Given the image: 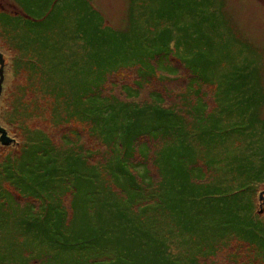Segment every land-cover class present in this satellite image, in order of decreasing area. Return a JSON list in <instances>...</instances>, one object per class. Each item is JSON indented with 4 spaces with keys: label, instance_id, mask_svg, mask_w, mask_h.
Here are the masks:
<instances>
[{
    "label": "rangeland",
    "instance_id": "1",
    "mask_svg": "<svg viewBox=\"0 0 264 264\" xmlns=\"http://www.w3.org/2000/svg\"><path fill=\"white\" fill-rule=\"evenodd\" d=\"M176 1V10L164 15L156 11L162 0H0V53L4 56L0 126L13 139L9 144L0 141V161L19 155L38 130L47 132L55 144L64 138L45 153L50 161L55 154L59 164L51 188L27 186L25 190L35 196L19 192V201L36 207L64 206L70 220L72 198L84 196L87 189L76 179L86 166L92 178L99 173L107 182L117 183L112 194L94 196L90 191L96 202L88 205V213L98 215V205L102 213L106 202L116 200V206L133 217L129 236L137 244L134 247L129 241L119 250L105 244L111 232L108 237L102 232V225L121 227L118 219L107 218L93 227L100 231L92 235V239L99 235L95 241L86 239L82 229L86 222L96 221L91 215L76 218L85 221L82 224L62 227L53 237L67 236L73 246L70 251L46 246L26 234L27 244L51 247L43 264H165L161 242L171 245L168 254L173 264H264V239L260 238L264 233L255 235V230H263L257 219L264 224V195L260 199L264 191V0ZM79 3H83L84 16L95 9L113 30L133 26L130 38L122 42L128 52H119L120 33L110 32L108 40L97 46L81 43L79 39L88 40L83 36L87 30L79 26L82 15L75 8ZM164 27L171 28L169 51L163 50L165 42L159 39ZM134 48L141 49L136 53L141 66L125 67ZM197 52L205 59L198 60ZM65 72L86 88L81 91L85 115L54 93L50 79L63 78ZM136 82L143 88L136 91ZM71 89L65 94L72 96ZM92 99H96L98 113L92 111ZM153 100L171 108L165 110L163 125L154 122L152 133L160 136L132 139L130 117L125 116L130 102ZM111 105H115L114 114H120L116 124L107 122L106 110ZM205 107L209 117L204 122L196 112ZM178 113L190 123L178 124ZM101 136L106 139L99 143ZM92 139L97 141L92 146L97 153L90 149ZM164 143L166 164L165 158L141 154L145 147L156 153V147ZM107 157L114 160L113 173ZM123 170L126 179L120 174ZM18 171L24 176V169ZM166 176L169 181L149 185L150 178L161 181ZM173 201L177 210L172 209ZM182 215L187 221L197 217L193 231L204 233L187 236L179 222ZM104 216L110 217L111 212ZM7 221L13 227L20 225L16 216ZM11 231L4 232L8 241ZM183 236L190 238L189 244L182 241ZM95 246L99 249L93 251ZM34 262L42 264V260Z\"/></svg>",
    "mask_w": 264,
    "mask_h": 264
},
{
    "label": "trees",
    "instance_id": "2",
    "mask_svg": "<svg viewBox=\"0 0 264 264\" xmlns=\"http://www.w3.org/2000/svg\"><path fill=\"white\" fill-rule=\"evenodd\" d=\"M185 2L187 4V3H190L191 1L185 0ZM160 3H161V6H160L161 9L156 10V11L158 14H160V11H161L164 13V15H168V14H171L172 12H174L176 10L177 4H178L176 0H162V2H160ZM82 5H83V3H82ZM82 5L79 3L78 6H75V8H77V11L78 10L81 11L80 15H82V16L79 19V24H80L79 26L84 27L87 31H86V33H84L81 30V28H79V29H80V32H83L84 37L87 36L88 42H85V41L79 39L80 42L84 43V44L88 43L91 46L92 45L97 46L100 43H104L108 40V36H109L108 34H110V32H112L115 35L120 33V35L118 36L119 37V44H118L119 45V48H118L119 52H128V49H123L125 45L122 42L127 40L128 38H130L131 34L129 31L131 28L134 29V27L129 26L128 30H126V31L113 30L112 28H110L104 24V21H105L104 18L102 17V15H100L99 11H97L95 9L91 10L88 13L86 11V15L84 16L83 15L84 12L82 10H85V9ZM88 8H90V5ZM156 11H154L153 13L155 14L154 15L155 19H158V14L156 13ZM74 12H76V11H74ZM96 19H99V21H96ZM135 25L138 27L139 24L136 23ZM170 29H171L170 27L169 28L164 27L163 31L159 32V39L161 41L165 42L166 47L163 48L164 51H166V50L169 51V49H170V47H169L170 40H171V34L169 33ZM106 34H107V38L105 37ZM81 35H82V33H81ZM167 35L169 36V38L167 37ZM75 43L78 44V42H75ZM137 50L140 51L141 49L140 48H134L131 50V53H132L131 61L129 63L125 64V67L131 68V66L132 67L137 66V68H138L141 66L139 64V57H136ZM144 51L146 53L150 54V52L147 49H144ZM159 51H160V49H159ZM196 55H198V60H200V61H202V58L205 59L204 54L201 55L197 52ZM45 60H47V59H44L42 63H44ZM194 62L196 63L197 60H194ZM204 62H205V60H204ZM120 67H121V65H120ZM204 67H206L205 64H204ZM50 80L53 81L52 88H54L56 91V92H54L55 95L58 98L60 96H63L64 100H66V102H67V106L74 107L75 109L77 108V111L81 110L80 113L85 115L83 112V111H85V109L81 105L82 104L81 100H83L82 98H84L85 94L81 91L86 89V88L80 86L77 79H74L73 76H71V74H68L67 72H65L63 78L58 77L56 79L52 78ZM137 85H141V84L139 82H136V86ZM69 87L72 88L71 89L72 94H73L72 96L65 94V91H67V88H69ZM142 88H143V86L140 88L137 86L136 91L138 89H142ZM134 95H136V94H134ZM92 101L95 104V106H93L91 104L92 111L98 113V107L96 104V99H92ZM185 101L186 100L184 99V102ZM84 103H85V101H84ZM160 103H162V102H155L154 100L149 102V103L146 102L144 104L130 102V104H131L130 108L128 110H126L125 116L130 117L129 120H130V125L132 128L131 132H130V137L132 139H134L135 136H147V138H151V139L152 138L155 139V138L160 136V135H157L155 133H152L154 122L166 121L165 110L167 108L160 106L159 105ZM114 109H115V105H111L106 110V112L108 114L110 113V115H111L110 116L107 114V118H108L107 122H109L111 124H116V121L120 115L117 113L118 111L115 112V114H114ZM169 109H171V108H169ZM169 109H167V110H169ZM206 110H207V108L205 107L204 109H202V108L198 109V111L196 112L198 115L197 118L200 121L205 122V120H208L207 118L209 117V115H207ZM149 114H152L151 117H148ZM153 114L157 115V117H155ZM177 115H179V113ZM52 117H54V114L52 115ZM188 119L189 118L184 119L183 117L180 116L178 124L183 123V122L190 123V120H188ZM78 120L80 121L81 119L79 118ZM162 125H163V122H162ZM162 125L160 124V126H162ZM66 132H63L62 135L66 136ZM92 132H93V138H95L96 130H93ZM35 135H38V136H35V138H33V139L29 138L25 142V146L20 150L19 155L15 156L13 154L14 156L12 155V157H11V155L10 156L7 155L9 158L7 156H5L4 159L2 161H0V250L3 251V252L0 251V264H4L6 261H7L6 264H35V262H34L35 259L42 260V264H43V259L48 254L47 252L50 250L51 247L50 248H44V247L39 246V245L35 246V245L27 244L28 239L25 236H27L26 234H28V233H29V235L35 236L37 238V240H39L40 242H42L46 246H47V244H49L52 246V248L61 249V250H63L62 247H64V250L70 251L73 248V246L69 244V242H68L69 239L67 236H65L63 239H60V240L55 239L53 236H54V234L57 233V231H61V230L63 231L64 228L62 229V227L71 226V225L76 226L75 225L76 223H79V224L84 223L85 221L83 222V221L78 220L76 218H80V217H86L87 218L88 215H91L89 218L94 217L97 219L95 222H92V220L90 222H86L85 223V224H87V225H85L86 227L84 226L82 228L83 232L87 233L86 239L91 240L93 234L100 233L99 230H97L93 227H96L99 224H103V222H105L107 218H111L112 222H114V219L115 220L118 219V220H120V223H121V227H119V228H117V226H112L111 229H106L107 226L102 225V227L104 229L102 232L104 235H106L108 237V234L110 232H111V235H113V236L109 237V240L107 239L108 241H105V244L109 245L111 247L110 249H112V250H119L120 248H124L126 246L127 242L131 241L130 245L135 247V244H137V243H134V239L129 236L133 232V227H134L133 217L130 215L129 212L124 210V208L122 209V208L117 207L116 206V200L106 202L105 205H107V208H103L104 212H111L110 217L104 216V212L101 213L102 207L98 204H97L98 205V207H97L98 211L96 212V210H95L96 214H98V215H95V213H88L89 211L87 209H89V206L92 203L96 202V201H94L95 199H93L94 196L96 194L99 195V194H105V193H107V194L114 193L115 192L114 188H116L115 185L117 183L115 184V182H113V183L107 182L106 179L104 177H102V175H99V173L96 176L93 175V178H92V176H89L86 174V166H82L81 174L76 179L79 181L78 185L80 182H82L83 188H87V189L84 191V194H85L84 196L78 195L77 198H72L71 208L73 210L74 216L70 220H68V216L65 212L64 206L62 209H60L54 205H48L47 207H43V206L36 207L34 205H30L29 203H24L25 201H23V202L19 201V198H20L19 192L22 193L24 196H29L30 194H31L30 196H33V197L35 196L30 191L25 190V188H28L27 186H29L35 190H40V188L42 186H44L42 188H46V187L51 188L50 186H51L52 181H53V175H55L56 172L59 170L58 169L59 164L56 163L57 162L56 161V155L52 154V155H54L53 158L55 160L50 161V158H48V159L45 158V156H46L45 153L47 152L49 154L48 150L53 148V145H51V144H54L56 147H58L62 143V140H64V138L60 137L61 143L60 144L56 143V144H58V145H56L53 142L54 140L48 136L49 134L43 130H38V132H36ZM163 138H166V137H163ZM99 139H97V141H99V143H101L102 141H104L106 139V136H105V138H104V136H101ZM97 141L95 139H92V143H91V147H90V149L92 150V153H97L96 150H94L92 148L93 143L95 145L97 143ZM153 147H155V146H153ZM156 148H158L159 150L156 153H154L153 150L150 151L149 147H147V148L145 147L144 149L141 150V154L146 156V155H149V153H151L153 156V159H157V160L159 158L160 159L165 158L164 161L166 164L167 163L166 159H168L167 146L164 143V145L158 146ZM50 155H51V153H50ZM115 161H117V160H115ZM113 163H114V160L112 158L109 159L107 157V164L111 170H112ZM19 169H24V171H25L24 176H20V174L22 172H19L18 171ZM148 170L151 171V168H148ZM179 171H180V169H179ZM255 171H256V169H255ZM93 172H94V170H93ZM125 172L126 171L123 170L120 173L124 177V179L127 178ZM112 173H113V170H112ZM148 177H150V176L147 175L146 178H148ZM22 178H23V181H21ZM117 179L119 181H121L120 177H117L116 180ZM164 179H165V181L170 180L168 176H166V178H163L161 181H154L153 178L152 179L150 178L149 185H151V186L155 185V187H156L158 185H161L163 183ZM6 184L8 186H13L15 188H13V190H10L9 188H7ZM78 185L74 184L75 188H78ZM118 185L120 186L121 184H118ZM54 191H56V190H54ZM90 191L92 192V195H94L93 197H90ZM176 191H179V190H176ZM46 193H48V192H41V194H46ZM12 197H13L14 202H10V199ZM20 200H22V199L20 198ZM81 203L84 205H81ZM86 203H88V204H86ZM171 206H172L173 210H177L176 207L178 205L175 204L174 201H173ZM80 207H84V208L80 209ZM12 216H16L17 219L19 218L20 225H18V223H17V226L14 225V227H13L9 224V222L7 221V217H12ZM184 219H185V216L182 215V217L179 219V222H181L184 225V229L187 232L185 234L187 236L188 235L192 236L193 233L196 234L197 231H202V230L193 231L198 226L197 217H194L190 221H187ZM257 220H258V223L260 224V226L263 230H261L260 232L255 230V235L260 237L259 236L260 233L261 234L264 233V224H262L259 219H257ZM49 222H52V224H48ZM129 227H132L131 231H129ZM7 229H10V231H11V229L12 230L15 229V231L18 232L19 235L15 236L16 237L15 238L14 233H16V232L11 231L12 235L8 241L4 237V232ZM52 230H53V232H52ZM202 233H204V231H202ZM207 233H208V226H207V230H206V234ZM122 235L125 238L122 237ZM12 236L16 240V242H15L16 244L14 243V239ZM98 236L99 235H96V237L94 239H92V241L93 240L95 241V239L98 240L99 239ZM187 236H183L184 239L182 241L186 244H189L188 241L190 240V238H186ZM203 237H205V234L202 236V238ZM122 238H123V240H122ZM260 238L264 239L263 236ZM81 239H83V238H81ZM101 239H104V237ZM105 239H106V237H105ZM59 241H61V243H58ZM122 241H124L125 243L124 242L122 243ZM28 243L31 244L32 242L29 241ZM19 245H21V246L18 247ZM159 245L161 246V248L163 249V252H164L163 253L164 254L163 259L165 260V264H173L171 256H169V254H168L171 252V245L166 246L163 244V242H161ZM94 248H96V249L93 251H96L99 249L97 246H95ZM82 250L87 251L88 249H82ZM33 252H34V254H33ZM33 255H34V258H32ZM13 257H15L17 260H15ZM9 260H11L12 262H10Z\"/></svg>",
    "mask_w": 264,
    "mask_h": 264
},
{
    "label": "water",
    "instance_id": "3",
    "mask_svg": "<svg viewBox=\"0 0 264 264\" xmlns=\"http://www.w3.org/2000/svg\"><path fill=\"white\" fill-rule=\"evenodd\" d=\"M3 64H4V56L0 53V94L2 92V82H3ZM0 141L3 144H9L13 141L12 138L8 137L7 131L5 128L0 126ZM264 195V191L260 193V199H262Z\"/></svg>",
    "mask_w": 264,
    "mask_h": 264
}]
</instances>
